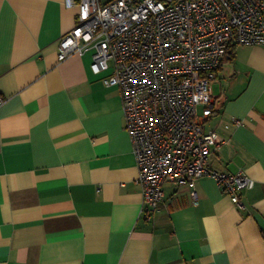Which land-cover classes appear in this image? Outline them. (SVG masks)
Returning <instances> with one entry per match:
<instances>
[{
  "label": "crops",
  "instance_id": "crops-1",
  "mask_svg": "<svg viewBox=\"0 0 264 264\" xmlns=\"http://www.w3.org/2000/svg\"><path fill=\"white\" fill-rule=\"evenodd\" d=\"M76 15L0 0V264H264V44L228 48L204 123L209 167L254 180L242 206L202 176L148 212L119 90L92 50L58 60Z\"/></svg>",
  "mask_w": 264,
  "mask_h": 264
},
{
  "label": "built area",
  "instance_id": "built-area-1",
  "mask_svg": "<svg viewBox=\"0 0 264 264\" xmlns=\"http://www.w3.org/2000/svg\"><path fill=\"white\" fill-rule=\"evenodd\" d=\"M63 4L77 15L59 38L58 60L92 50V71L106 72L103 82L119 90L146 210L163 202L164 183L193 186L202 176L242 206L241 193L254 180L242 170L209 167V156L223 139L204 123L213 111L212 82L228 48L264 44V0Z\"/></svg>",
  "mask_w": 264,
  "mask_h": 264
}]
</instances>
